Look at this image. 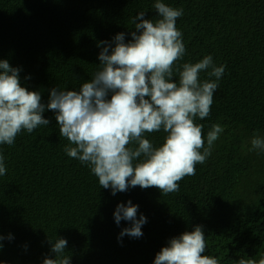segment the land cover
Instances as JSON below:
<instances>
[{
  "label": "trees",
  "instance_id": "1",
  "mask_svg": "<svg viewBox=\"0 0 264 264\" xmlns=\"http://www.w3.org/2000/svg\"><path fill=\"white\" fill-rule=\"evenodd\" d=\"M155 0H0V59L20 69L21 84L39 91L47 105L52 89L79 90L100 64L102 43L117 33L131 39L140 11L156 19ZM183 9L176 26L185 54L177 65L213 57L225 71L210 115L203 120L205 146L213 124L224 131L196 174L179 191L129 187L112 194L88 165L64 151L56 113L45 108L48 126L22 130L14 144H0L7 174L0 176V262L43 264L51 245L68 241L70 264H154L172 237L203 227L205 255L220 264L264 256V152L251 139L264 137V0H163ZM178 82V74L174 75ZM213 79L201 73V80ZM163 130L146 133L156 146ZM138 205L147 222L140 238L123 236L131 226L114 212ZM51 241V243H50Z\"/></svg>",
  "mask_w": 264,
  "mask_h": 264
},
{
  "label": "clouds",
  "instance_id": "2",
  "mask_svg": "<svg viewBox=\"0 0 264 264\" xmlns=\"http://www.w3.org/2000/svg\"><path fill=\"white\" fill-rule=\"evenodd\" d=\"M153 7L156 19L145 18L144 11L133 18L136 30L130 40L121 32L113 43L101 42L100 64L90 81L79 90L52 89L47 105L39 91L21 84L19 68L0 59V144H14L22 130L31 133L48 126L43 115L47 107L56 113L59 135L69 142L64 151L88 165L100 187L111 189L113 195L137 186L155 187L165 195L178 192L179 182L196 174V165L206 161L224 131L213 124L205 146L203 125L196 119L210 115L225 66H217L211 55L177 65L186 51L176 26L183 9L163 0H155ZM202 72L216 79L201 80ZM161 130L166 135L160 145L145 138L146 133ZM251 150L264 152V137L254 135ZM4 161L0 152V176L7 174ZM137 211L131 200L117 205V225L121 220L131 222L118 240L125 235L142 237L147 218L143 214L137 218ZM67 244L65 238L55 239L51 245L55 256L45 257L43 264H70ZM206 247L203 227L197 225L172 237L154 264H220L216 257L205 255ZM237 264H264V256L258 261L242 257Z\"/></svg>",
  "mask_w": 264,
  "mask_h": 264
}]
</instances>
